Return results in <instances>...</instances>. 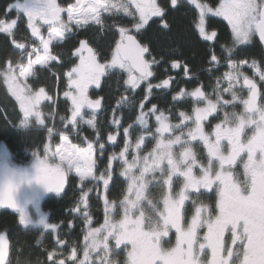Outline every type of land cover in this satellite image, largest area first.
Instances as JSON below:
<instances>
[{
  "label": "snow or ice",
  "instance_id": "1",
  "mask_svg": "<svg viewBox=\"0 0 264 264\" xmlns=\"http://www.w3.org/2000/svg\"><path fill=\"white\" fill-rule=\"evenodd\" d=\"M170 3L175 8L180 0ZM189 3L197 10L194 23L203 40H216L217 32L208 30V20L222 17L230 27L231 43L221 46L228 70L217 78L212 93L196 87L190 92L181 89L172 97L174 102L191 99L195 105L191 114L179 112L178 123L172 122L171 110L160 109L156 104L145 110L153 90L169 89L173 78L151 83L154 66L160 61L155 57L149 59L152 56L149 46L132 34L142 33L153 17L161 18L163 28H169L163 19L166 9L158 0H76L67 8L57 0H15L6 13L14 11L16 18L0 19V33L14 37L19 19L26 18L32 37L39 41V47H30L13 38L21 57H28L27 64L18 60L14 66L9 62L7 69L0 72L23 114L18 127L31 124L33 117L38 125L45 123L40 105L53 98L44 87L33 91L27 80L35 77L36 66L45 68L61 59L59 54L52 53L54 44H62L75 34L74 29L90 26H99L101 32L115 30L119 35L110 60L103 63L86 40L79 42L72 53L78 57V63L64 74L68 90L63 96L71 102L70 116L59 115L64 129L70 128L71 132H59L60 143L54 151L46 143L43 155L32 152L36 182L58 194L64 191L72 173L81 185L86 181L102 182L106 193L113 179V161L121 163L120 176L127 181L123 198L110 201L103 195L105 217L99 227H91L89 211L82 213L88 226L83 238V258L77 259V248L72 247L68 259L73 264H264V102L256 79L264 82V67L256 60L232 58L238 47L251 45L257 37L264 46V0H220L215 7L206 0H189ZM65 12L67 19L62 16ZM105 14L130 18L131 28L115 21L106 24ZM44 26L46 36L41 31ZM210 60L219 66L215 52ZM171 67L179 69L181 62L173 60ZM245 67L252 69V76L245 72ZM17 69L23 83L15 75ZM183 70L187 77L186 64ZM116 71L126 73L125 91L130 90L132 96L121 95L117 100L110 121L117 131L110 133L107 141L117 142L121 127V118L115 115L117 111L137 108L138 114L133 124L123 127L121 151L109 155L106 169L97 174V152L102 156L105 151L99 135L102 101L92 99L89 89L99 88L102 78ZM221 80L226 82V87H221ZM142 84L145 94L137 105L135 91ZM225 94L231 98L225 99ZM237 104L240 111L236 110ZM55 116L54 111L53 119ZM214 116L219 122L209 131L206 125ZM150 118L154 119V126ZM83 126L96 132L95 138L84 137L83 144L73 143L69 136L78 135ZM133 128L139 129L135 141L131 139ZM54 132V128H47L49 141ZM148 141L153 146L145 151ZM198 147H202V153ZM91 191L89 187L80 197L85 209L89 208ZM212 193L214 202L211 197L201 198ZM0 208L18 213L19 224L26 229L33 223L10 185L0 188ZM73 211H80L79 204ZM39 223L45 231L58 228L44 219ZM170 234H174V243ZM56 242L65 243L59 239ZM121 247L125 254L122 261L116 258V250ZM8 250L9 238L0 232V264H6ZM48 258L52 259L51 253ZM57 264H65V260Z\"/></svg>",
  "mask_w": 264,
  "mask_h": 264
},
{
  "label": "trees",
  "instance_id": "2",
  "mask_svg": "<svg viewBox=\"0 0 264 264\" xmlns=\"http://www.w3.org/2000/svg\"><path fill=\"white\" fill-rule=\"evenodd\" d=\"M14 2L15 0H0V19L11 20L16 18L14 11L6 13L8 6ZM57 2L67 8L68 5L74 3V0H57ZM206 2L210 6L215 7L219 4L220 0H206ZM159 4L166 9L163 19L168 23L169 28L164 29L158 25V20H153L145 31L137 36L141 43L149 46L152 56L148 58L155 57V59L160 61L157 68L159 77H162L165 73H170L172 70L171 62L173 60L180 61L182 68L186 64L189 68V75L200 74L199 77L203 80L206 88L208 83L212 82L213 78L215 79L220 74L221 67L226 64V57L221 50V46L230 45L231 43V34L227 24L221 19L209 18L208 29L217 32L215 54L220 59V64L214 72H203L207 67L217 65L210 60L211 52L208 50V46L197 37L194 23L196 11L184 2L179 3L175 8L169 6V0H159ZM113 21L117 24H127L129 22L126 20L121 21V19H110L105 23L112 24ZM14 33V37L6 33H0V72L7 69L9 62L14 66L18 60L25 65L27 64L28 57L26 55L21 57V50L17 49L12 43L13 38L17 42L25 43L27 46L39 47V43L31 36L24 17L21 16L19 19ZM81 40H86L98 53L100 59L107 60L117 40V32L115 30L101 32L98 26H91L81 30L76 37L52 47V53L60 55L61 59L59 61L52 62L48 67L49 69L35 68L36 75L35 77H29L27 84L33 91L44 87L46 92L53 98L40 106V111L45 121L44 125H38L36 120L32 119L31 128L28 131L19 129L18 125L22 120L21 113L16 102L6 89L3 76L0 75V145H5L16 164H28L31 160L32 152L42 153L43 145L46 143H49L51 147L58 145L60 131L71 132L70 129H64L63 122L59 120V115H70L69 102L63 96V92L68 90L67 77L64 74L74 64L75 60L72 53L78 47ZM34 56L35 54H33L32 59ZM232 58L236 60H248L249 62L256 60L261 67H264V54L256 39L251 45L238 47ZM16 71L19 72L18 69ZM245 72L250 74L249 71ZM196 85V78H191L188 81L180 83L177 91L182 88L190 90L196 87ZM261 89L264 90V85L261 86ZM93 95L102 97L105 110H110L116 107V102L121 95L129 96V93L125 91L124 82L123 84L120 83V77L113 75L108 77L101 89L93 93ZM139 96L137 94L134 100ZM151 104L152 101L147 102V106ZM162 104L167 105V107L169 106L174 111L175 106L170 102L166 101ZM54 111L56 116L53 119L52 113ZM134 111L133 109L131 111L124 109L126 115L131 117V121L137 115ZM108 117L106 116L103 119L104 122H99V135L101 136L110 132V126L107 123ZM48 127H52L55 130L51 141H49L47 135ZM95 135L96 132L93 130L83 128L81 135L75 138L71 137V140L73 143L83 144L84 137L93 140ZM118 150V148L115 149V151ZM105 161V158L97 161V174L106 169ZM89 187H92V182H85L81 185L74 176L69 174L63 192L59 194L53 193L41 201L42 210L48 214V223L58 225L55 233L52 231L43 232L39 229L23 228L19 224L18 214L11 211H0V232H5L9 238L10 252L6 264H57V257L62 258L66 256L72 250V247L78 249L81 246L85 233V222L82 213L85 210L91 213L93 227L100 225L105 217L99 190L97 195L93 193V190L91 191L92 193L89 192V208H81L80 197L82 192L87 191ZM125 190L126 180L118 172H114L113 179L106 192L107 197L110 201L115 200L118 202L123 198ZM201 198L208 199V196ZM211 199L214 202L212 196ZM78 204L80 211H73ZM38 239L40 243H37ZM58 239L63 240L65 242L64 245L57 244L56 241ZM122 252L119 254L121 255ZM50 253L52 254L51 260L48 258Z\"/></svg>",
  "mask_w": 264,
  "mask_h": 264
},
{
  "label": "rangeland",
  "instance_id": "3",
  "mask_svg": "<svg viewBox=\"0 0 264 264\" xmlns=\"http://www.w3.org/2000/svg\"><path fill=\"white\" fill-rule=\"evenodd\" d=\"M180 1H183L184 3H188V4H190L189 3V0H180ZM75 2H76V0H74V3L73 4H75ZM170 5H171V3H170ZM133 11H134V9H133ZM66 13V12H65ZM66 15H67V13H66ZM105 17H106V20H105V22L106 21H108V20H115V19H123V20H126V21H129V22H131V19L130 18H128V17H125V16H123L122 14H120V15H116V16H111V17H109L108 16V14H105ZM115 18V19H114ZM213 18H218V19H221V20H223L226 24H227V21H225L222 17H213ZM65 19H67V17L65 18ZM25 20H26V18H25ZM120 24H123V23H119V25ZM26 25H27V22H26ZM227 26H228V28H229V31H230V34H231V30H230V27H229V25L227 24ZM99 27V26H98ZM28 28V27H27ZM28 30H29V32H30V34H31V30L28 28ZM75 30V29H74ZM197 30V29H196ZM42 31V30H41ZM42 33H43V31H42ZM197 33H198V31H197ZM45 36L47 35V33L46 32H44L43 33ZM199 34V33H198ZM32 36V35H31ZM34 38V40H37L35 37H33ZM119 38V35L117 34V39ZM38 41V40H37ZM39 42V41H38ZM114 46H115V44H114ZM114 46H113V48H114ZM111 53H112V51L109 53V57H108V59L107 60H110V58H111ZM33 59H35V56H34V58ZM107 60H105V62L107 61ZM36 67H38L39 68V66H36ZM41 68V67H40ZM228 69H227V67H226V64L225 65H223L222 67H221V71H220V74L219 75H217V77L213 80V87L215 86V84H216V81H217V78H219V77H221L222 75H223V73L225 72V71H227ZM245 71H249L250 72V74H248L249 76H252V69H249V68H247V67H245V69H244ZM119 72V71H118ZM119 73H121L120 75L122 76L123 75V77H124V80L127 78V76H126V73H123V72H119ZM15 75H17V77H18V79L20 80V82L21 83H23L24 82V80H23V78L22 77H19V72H15ZM4 78V77H3ZM257 79V81H258V84L260 85V86H263L264 85V82H259V78L257 77L256 78ZM4 83H5V86H6V89H7V91H8V93H9V95L14 99V101L16 102V104H17V107H18V109H19V111H20V113H21V117L23 118V114H22V112H21V110H20V107H19V102L16 100V98L11 94V92L9 91V85H8V83H6L5 82V79H4ZM209 84V83H208ZM125 86V85H124ZM227 86V84H226V82H224V81H222L221 80V87H226ZM239 87V86H238ZM144 89H145V85H141V87L139 88V89H137L136 91H135V96L138 94V95H140L137 99H135V101H136V103H137V105H138V103H139V101L140 100H142L143 99V97H144V94H145V91H144ZM212 91H213V88L211 89ZM211 90H207L208 91V93H212V91ZM207 91H205L206 93H207ZM128 93H129V96H132V92L129 90L128 91ZM245 96L247 95V92L245 93H243ZM176 95V94H175ZM134 96V97H135ZM224 98L225 99H230L231 97L228 95V94H225L224 95ZM67 99V98H66ZM68 100V99H67ZM173 101V100H172ZM68 102H69V104H71V102H70V100H68ZM174 102V101H173ZM261 102H264V90H262V96H261ZM173 106H175V108H174V110H176V109H183V110H181V111H185V112H187V113H189V114H191V110H192V108L195 106V105H193V103H192V101H191V99H188V100H186V101H180V102H174L173 104H172ZM199 106H203V105H199ZM151 106H147V103L145 104V110H147L148 108H150ZM170 109V107L167 109V110H169ZM133 110H135L134 112H136L137 114H138V110H137V108H133ZM236 110L237 111H240L241 110V106L239 105V104H237V106H236ZM179 112L180 111H176L175 112V114H171V113H169L170 114V118H171V120H172V122H174V123H178L179 122ZM70 116V115H69ZM136 117V116H135ZM126 118H131V117H129L128 115L126 116ZM32 119H35L34 117L32 118ZM133 120V119H132ZM134 120H135V118H134ZM134 120L132 121V122H130V125L131 124H133V122H134ZM219 122V118L218 117H211L210 119H209V122L207 123V125H206V127H207V130H209V131H211V129L214 127V125L216 124V123H218ZM150 123L154 126V119H152V118H150ZM123 123H121V125H122ZM82 128H84V129H89L87 126H83ZM89 130H91V129H89ZM131 131V133H132V135H131V139H132V141H135V138H136V135H137V133H138V131H139V129L138 128H133V129H131L130 130ZM122 133H123V131H122ZM71 137H73V138H75V136H69V138L71 139ZM59 138V137H58ZM60 143V139H59V142H58V144ZM120 144V148H118L119 150L118 151H115V149H114V147H113V145H112V143L111 142H109V146H111V147H113V149L112 148H107V149H105V151H104V153H103V155L102 156H100V153H99V151L97 152V158H98V160H100V159H106V161H105V168L107 167V164H108V158H109V155H111L112 153H116V154H118L120 151H121V149L123 148V145H124V136H123V138H122V140L119 142ZM118 144V143H117ZM57 146V145H56ZM55 146V147H56ZM153 146V142L152 141H148L147 143H146V147H145V151H148V150H150L151 149V147ZM55 147H52V150L54 151L55 150ZM198 151H200L201 153L203 152V149H202V147H198ZM41 155H43V152L42 153H40ZM31 160H30V162L28 163V164H25V165H27L28 166V170L30 171V172H32V173H35V168L33 167V165H34V163H35V158L33 157V155L31 154ZM13 160H12V158H11V156H10V154H9V152H8V150L6 149V147H5V145L4 144H1L0 145V165H3V164H8V163H10V162H12ZM112 171H113V174H114V172L115 173H117L118 172V174H120V171H121V163H120V161H113V166H112ZM70 175H72V176H74L78 181H79V178L74 174V173H72V174H70ZM122 177V176H121ZM123 179H125L124 177H122ZM126 180V179H125ZM86 182H90V181H86ZM111 182V181H110ZM126 187H127V181H126ZM92 190H93V193L95 194V195H97L98 194V192L100 191V199H101V202H102V206H103V213H104V204H103V195H106V193H105V191H104V188H103V184H102V182H98V183H93L92 182ZM97 188V189H96ZM96 189V190H95ZM95 190V191H94ZM99 190V191H98ZM177 190H178V188H177ZM156 189H152V192L153 193H156ZM92 193V192H91ZM57 194V193H56ZM213 197L214 198V193L212 194V195H210V194H208V197ZM207 197V196H206ZM188 207H189V209H191V205L189 204L188 205ZM81 208H84V206H83V204L81 205ZM26 212L28 213V215H29V217L31 218V220L33 221V223L32 224H30L29 226H28V228L29 229H39V230H41V231H43V232H47V231H52V232H56V230L55 231H53V230H47V231H45V229H44V226L42 225V224H40L39 225V220H41V219H44V221L46 222V223H48V214L46 213V212H44L43 210H42V208H41V202H37V203H35L34 205H32L29 209H27L26 210ZM104 215H105V213H104ZM117 218H119L118 216H117ZM18 220H19V215H18ZM103 222H104V220L102 221V223L100 224V225H102L103 224ZM93 223V222H92ZM100 225H98V226H96V227H99ZM21 227H23L22 225H21ZM91 227H93V225L91 224ZM24 228V227H23ZM87 228H88V226L85 224V233H86V231H87ZM85 233H84V235H85ZM83 238H84V236H83ZM172 241H173V243H174V234H170V237H169ZM83 243H84V239L82 240V243H81V246L77 249V259H82L83 258ZM117 251V259L118 260H120V261H122L123 259H124V251H123V247H121V249H118V250H116ZM123 251V252H122ZM120 252H122V254L120 255L119 253ZM70 254H71V251L66 255V256H64V257H57L56 258V262H58L59 260H61V259H63V260H65V264H73V261H71V260H69L68 259V257L70 256ZM119 255H120V257H119ZM123 255V256H122ZM95 257L93 256V259H94Z\"/></svg>",
  "mask_w": 264,
  "mask_h": 264
},
{
  "label": "flooded vegetation",
  "instance_id": "4",
  "mask_svg": "<svg viewBox=\"0 0 264 264\" xmlns=\"http://www.w3.org/2000/svg\"><path fill=\"white\" fill-rule=\"evenodd\" d=\"M181 2H183V1H180V3ZM158 3H159V0H158ZM169 4H170V0H169ZM188 4V3H187ZM195 11H196V18H197V15H198V13H197V10H196V8L193 6V5H191V4H189ZM171 8H173L171 5H169ZM62 16L64 17V19L67 17V15H66V13H62ZM209 18H213V17H209ZM153 20H158L159 21V26H162L163 27V25H162V23H161V18H159V17H153L150 21H149V23L150 22H152ZM121 21H124L123 19H121ZM131 24H132V21L131 22H127V24H125V23H123V24H120V26H127V27H129V28H131ZM149 25V24H148ZM91 27V26H90ZM96 27V26H95ZM147 28V27H146ZM145 28V29H146ZM208 28V27H207ZM145 29L142 31V33L145 31ZM196 29V28H195ZM42 31H43V33L44 32H46L47 33V27L46 26H44V27H42V29H41ZM81 30H84V29H81ZM81 30H79V31H76V30H74V35H72L70 38H68V39H71V38H74V37H76L77 35H78V33L81 31ZM209 31H212V30H210V29H208ZM117 32V31H116ZM142 33H139V34H137V33H135V31H133L132 32V34L133 35H141ZM196 33H197V30H196ZM117 34H118V32H117ZM197 37H198V39L202 42V43H204L205 45H207L208 46V50L211 52V54H212V52H216V47H215V45H216V40H214V41H205V40H203L200 36H199V34L197 33ZM67 39V40H68ZM217 39V38H216ZM37 41V40H36ZM38 42V41H37ZM39 43V42H38ZM54 45H56V44H54ZM53 45V46H54ZM78 47H79V44H78ZM77 47V48H78ZM75 51V50H74ZM98 59L100 60V62H105V60H103V59H100L99 58V56H98ZM74 64L72 65V67L73 66H75V64L76 63H78V57H75L74 56ZM52 64V62L47 66V67H45L44 69H49L48 67L50 66ZM157 68H158V64L157 65H155L154 66V72H155V76L151 79V83H153V84H157V83H160L162 80H164V79H166V78H169V77H171V78H173V80H172V83H171V86H170V88L169 89H167V90H163V89H161V90H157V89H154L153 90V95H152V97H150V99H149V101H152V104H156L160 109H163V110H166L167 111V109L169 108V106L167 107V105H163L162 103L163 102H170L171 104H173L174 102L172 101V97L175 95V94H177L181 89H179L178 91H177V88H178V86L180 85V83H182L183 81H188V80H190L191 78H196V87H202V89L204 90V91H207V90H211L212 88H213V80H214V78H213V80H212V82H209V84H208V86L205 88V85H204V82H203V80L199 77V75L200 74H194V75H188L187 77L184 75V70H183V68L181 67V68H179V69H173L172 68V70L170 71V73H165L162 77H159V75H158V73H157ZM213 69V71H211V72H214V71H216L217 69H218V66H214V65H211V66H209V67H207L206 69H204L203 70V72H209V71H207V69ZM70 70V69H69ZM202 72V73H203ZM121 73H119L118 71H116V72H113L111 75H108V76H106V77H104V78H102V80H101V85H100V87L99 88H95L94 86L93 87H91L90 89H89V95H90V97L92 98V99H97V98H101V101H102V110L99 112V114H98V118H99V122H104V118L106 117V116H109L108 117V120H107V123H108V125L110 126V132H107L105 135H103V136H101L100 135V138H101V140H100V142H104L105 143V149H107V148H112L113 149V147H114V149H116V148H120V141L122 140V138H123V136H124V133H122V131H123V127H128L129 125H130V122H132L129 118H126V112H124V110H121V111H117L116 112V116L117 117H120L121 118V123H123L122 125H121V127L119 128V135L117 136V142L116 143H112V145H113V147H111V146H109V142L107 141V136L110 134V133H112V134H115L116 133V131H117V129L115 128V126H113L111 123H110V121L113 119V109L115 108H111L110 110H105V106H104V101H103V98L102 97H96V96H94L93 95V93H95V92H98L100 89H101V87H102V85H103V83L108 79V77H110V76H113V75H118L119 77H120V83H122L123 84V82H124V77H123V75L121 76L120 75ZM196 87H194V88H192V89H190V90H185V91H188V92H190V91H192V90H194ZM258 87L260 88V90H261V93H262V89H261V86L258 84ZM183 89V88H182ZM212 91V90H211ZM247 91L245 90V93H246ZM207 93H208V91H207ZM44 102H46V101H43L42 103H41V105L44 103ZM151 104V105H152ZM40 105V106H41ZM70 105V104H69ZM150 105V106H151ZM194 105V104H193ZM169 110H171L170 111V113L171 114H175V112L176 111H181L182 109H177V110H172V108H170ZM211 118V117H210ZM209 118V119H210ZM103 120V121H102ZM70 129V128H69ZM82 129L83 128H81L80 130H79V134L78 135H71V136H75V137H79L80 135H81V133H82ZM71 130V129H70ZM96 136V135H95ZM118 143V144H117ZM54 193H56V192H54ZM213 194V193H212ZM212 194H210V195H212Z\"/></svg>",
  "mask_w": 264,
  "mask_h": 264
},
{
  "label": "clouds",
  "instance_id": "5",
  "mask_svg": "<svg viewBox=\"0 0 264 264\" xmlns=\"http://www.w3.org/2000/svg\"><path fill=\"white\" fill-rule=\"evenodd\" d=\"M30 128V123L19 127L22 131H28ZM35 176L36 172L35 174L30 172L27 165L16 164L15 161H12L0 167V188L12 186L15 195L18 197L34 184H38Z\"/></svg>",
  "mask_w": 264,
  "mask_h": 264
},
{
  "label": "water",
  "instance_id": "6",
  "mask_svg": "<svg viewBox=\"0 0 264 264\" xmlns=\"http://www.w3.org/2000/svg\"><path fill=\"white\" fill-rule=\"evenodd\" d=\"M255 39H256V42L258 43L259 47L261 48L262 53L264 54V46L261 45V43L258 40V37ZM4 165H6V164L0 165V167H2ZM33 174H35V173H33ZM54 192L55 191L46 190L43 185L34 184L28 190H26L20 196H18L17 199H18L19 203L25 208V210H27L32 205H34L35 203L41 202L44 199H46L47 197L51 196ZM0 211H11V212L16 213L14 210L8 209V208H0ZM16 214H18V213H16ZM39 225H40V223H39ZM9 252H10V249L8 250V258H9Z\"/></svg>",
  "mask_w": 264,
  "mask_h": 264
}]
</instances>
